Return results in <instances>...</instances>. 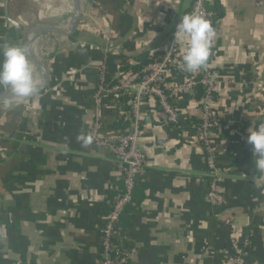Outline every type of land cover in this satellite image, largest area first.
Listing matches in <instances>:
<instances>
[{"label":"crops","instance_id":"1","mask_svg":"<svg viewBox=\"0 0 264 264\" xmlns=\"http://www.w3.org/2000/svg\"><path fill=\"white\" fill-rule=\"evenodd\" d=\"M69 1L58 0L46 20ZM34 2L0 0V46H24ZM192 2L86 0L75 35L37 52L30 66L42 90L7 120L10 100L0 103V264H99L100 228L123 186L113 157L88 139L100 68L112 82L140 56L162 52ZM208 9L216 15V35L206 67L218 79L219 124L210 140L224 201L206 198L211 173L197 142L196 90L179 97L175 126L146 98L139 145L147 166L120 217L133 253L129 264H220L232 239L249 241L244 264H264V169L254 167L246 142L247 129L264 124V0H214ZM125 114L128 120L119 122L103 109L105 131H127Z\"/></svg>","mask_w":264,"mask_h":264},{"label":"built area","instance_id":"2","mask_svg":"<svg viewBox=\"0 0 264 264\" xmlns=\"http://www.w3.org/2000/svg\"><path fill=\"white\" fill-rule=\"evenodd\" d=\"M214 0H193L188 14H198L210 20L213 27L216 21L214 12L208 7ZM179 23V22H178ZM177 23V24H178ZM172 32L168 43L162 52H151V63L139 71L128 70L120 74L112 82L106 80L104 66L100 68L99 83L93 96L95 113L88 126V139L94 146L107 151L114 160L121 175L122 189L117 192L110 204L109 211L100 228V261L99 264H129L133 257L132 251L125 246L128 240L127 231L120 224V217L124 209L132 203L133 189L137 179L144 176L147 158L139 145L141 122V105L146 99L156 100L161 116L169 125L178 124L181 111L176 106L183 94L193 95L194 88L201 86L203 94L200 100V124L197 142L206 153V164L211 173V182L206 198L209 202L222 203L223 197L217 190L221 173L216 166L213 155L210 134L219 126L213 103L218 83L216 73L208 68H201L196 72L183 73L182 57L187 40H174ZM178 74L184 76L182 83L174 79ZM127 95L130 97L126 111L130 117V127L121 134L109 133L104 129L101 101L107 95ZM173 103V104H172ZM175 104V105H174ZM119 109H122L121 107ZM226 223H229L226 221ZM231 252L220 264H244V250L249 245L247 239L239 242L231 240Z\"/></svg>","mask_w":264,"mask_h":264},{"label":"clouds","instance_id":"3","mask_svg":"<svg viewBox=\"0 0 264 264\" xmlns=\"http://www.w3.org/2000/svg\"><path fill=\"white\" fill-rule=\"evenodd\" d=\"M216 30L210 20L198 14H185L175 27L174 40L187 46L182 57L183 70L196 72L207 66ZM0 87L11 98L27 99L38 92L26 46H0ZM9 97H4L6 101ZM3 102V101H0ZM5 106H8L7 104ZM247 143L252 146L254 167L264 169V124L247 129Z\"/></svg>","mask_w":264,"mask_h":264},{"label":"water","instance_id":"4","mask_svg":"<svg viewBox=\"0 0 264 264\" xmlns=\"http://www.w3.org/2000/svg\"><path fill=\"white\" fill-rule=\"evenodd\" d=\"M86 0H70L67 5L62 7L56 16V20L49 27L43 26L42 28L36 30L30 36L24 39L23 45L28 49V59L31 62L36 56L37 52L42 48L45 44L50 42L51 40L62 38V37H72L75 35L79 24L82 19V12L85 6ZM70 15V23L67 29H62V19H64L67 15ZM8 22L16 29L21 30V26L10 20L8 15L6 14ZM38 66H36L37 68ZM41 73V72H40ZM42 89H38V92ZM4 97H10L9 91L5 88L2 89L0 93V101H5ZM27 99H18L10 97V105L7 110V119L11 117L12 114L17 113L20 109L23 108ZM1 103V102H0Z\"/></svg>","mask_w":264,"mask_h":264},{"label":"trees","instance_id":"5","mask_svg":"<svg viewBox=\"0 0 264 264\" xmlns=\"http://www.w3.org/2000/svg\"><path fill=\"white\" fill-rule=\"evenodd\" d=\"M151 59L149 57V55H143V56H140L133 65H130L124 69L121 70V72H126L128 70H132V71H139L141 70L142 68H144L145 66L149 65L151 63ZM183 73H185V70H182ZM196 90V91H195ZM194 91L196 92V95L198 96H202L203 94V90L201 88L200 85L196 86L194 88ZM130 97L127 96V95H115V94H111V95H107L106 97H104L101 101V107L102 109H109L112 111V113H114L115 115H117L119 118V122L120 120L122 119H126L128 120V117L127 115L125 114V112L128 110V107L126 106L128 101H129ZM173 104V103H172ZM175 105V104H174ZM177 107H179L178 104H176ZM122 108L125 110V112L120 115L119 114V108ZM122 113V112H121ZM130 123V121H129ZM200 124V123H199ZM142 183V179H137L136 180V183H135V186H134V189L140 185ZM133 189V191H134ZM133 196V195H132ZM133 204V197H132V203L130 205H128L126 208L128 207H131ZM125 208V209H126ZM124 209V210H125ZM121 224V223H120Z\"/></svg>","mask_w":264,"mask_h":264},{"label":"rangeland","instance_id":"6","mask_svg":"<svg viewBox=\"0 0 264 264\" xmlns=\"http://www.w3.org/2000/svg\"><path fill=\"white\" fill-rule=\"evenodd\" d=\"M34 5H35V16L36 19L34 22H32L29 26V28H26L27 30L25 31V33L23 32V39L27 38L28 36H30L32 33H34L36 30L42 28L43 26H45V21H49V22H54L56 20V17L54 19L48 18L46 20V18L53 14L55 12L56 14V10L59 7V2L58 0H34ZM41 4L43 6V10L39 11L37 9V4ZM61 4V1H60ZM31 15H33L31 13ZM64 19H62L63 22Z\"/></svg>","mask_w":264,"mask_h":264},{"label":"bare ground","instance_id":"7","mask_svg":"<svg viewBox=\"0 0 264 264\" xmlns=\"http://www.w3.org/2000/svg\"><path fill=\"white\" fill-rule=\"evenodd\" d=\"M70 15L68 14L65 18H64V20H63V22H62V24H61V28H65V27H67L68 25H69V23H70ZM53 24V22H49V21H45V26L46 27H49V26H51ZM39 52L40 51H38V54H39ZM8 100H10V97L6 100V101H8Z\"/></svg>","mask_w":264,"mask_h":264}]
</instances>
